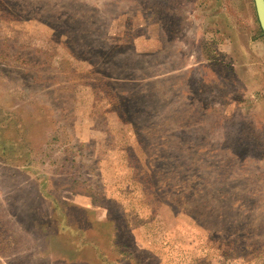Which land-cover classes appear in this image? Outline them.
Masks as SVG:
<instances>
[{
  "label": "rangeland",
  "instance_id": "rangeland-1",
  "mask_svg": "<svg viewBox=\"0 0 264 264\" xmlns=\"http://www.w3.org/2000/svg\"><path fill=\"white\" fill-rule=\"evenodd\" d=\"M0 143V264H70L48 234L12 257L50 223L14 216L36 188L104 207L112 263L264 264L254 0H0Z\"/></svg>",
  "mask_w": 264,
  "mask_h": 264
},
{
  "label": "crops",
  "instance_id": "crops-1",
  "mask_svg": "<svg viewBox=\"0 0 264 264\" xmlns=\"http://www.w3.org/2000/svg\"><path fill=\"white\" fill-rule=\"evenodd\" d=\"M8 166V165H5ZM13 168H19L14 166H8ZM23 168V167H20ZM41 190V189H40ZM39 188H36L31 193H23L25 195H20L14 205L15 207L14 216L20 217L19 212L22 211V208H29V204L25 202L35 201L38 204V209L36 210L35 220L38 221L39 224H45L47 220H50V223L45 225H40V229L34 232L32 227L26 229L25 235L28 237L30 244L23 251H19L15 253L12 257H21V255L28 253L32 250L33 242L38 241L46 237L48 234L50 237L55 238L58 242L61 241H70V247L67 249H62V254H67L70 256V264H74L76 262L72 261L75 257L82 254H88L89 257L92 258L93 261L101 263L110 262L112 263V258H118L120 255L119 245L117 246L116 242V228L113 223L108 219L107 210L96 204L93 197L89 194L68 191L62 194V198L54 200L40 191ZM64 192V191H63ZM29 212V209H28ZM62 218L59 221V218L56 220V230H51L52 225L51 221L54 219L53 217ZM31 219L29 222L35 221ZM61 222L64 223L63 229L61 227ZM24 224H27L25 222ZM46 226V227H45ZM22 231L24 232V228ZM42 233L41 235H35ZM34 234V235H32ZM76 236V239L74 237ZM53 247V246H52ZM36 252L39 250V245L34 246ZM46 248V247H45ZM54 248V247H53ZM55 248L54 251L55 252ZM118 253V254H117ZM116 258V259H117ZM79 264L80 261H77ZM127 260L123 261L122 259L117 260V262L112 264H128ZM81 263L85 264L86 262L83 260ZM133 264V263H130Z\"/></svg>",
  "mask_w": 264,
  "mask_h": 264
},
{
  "label": "trees",
  "instance_id": "trees-1",
  "mask_svg": "<svg viewBox=\"0 0 264 264\" xmlns=\"http://www.w3.org/2000/svg\"><path fill=\"white\" fill-rule=\"evenodd\" d=\"M260 36L262 37V39L264 40V34H263V32H262V30H261V28H260ZM1 144V143H0ZM2 145V144H1ZM0 145V162L2 163V164H5V165H9V166H14V167H24L23 165L21 166V165H16V164H14L13 162H8L7 161V159H8V156L9 155H11V151H9V149H10V146H4L3 145V147ZM27 164H30V162L29 163H27ZM24 192V191H23ZM43 192V191H42ZM23 193H20V194H18L17 196L19 197L20 195H22ZM47 197H49V198H51L50 196H48L47 194H45ZM18 198L15 196V197H13V202H15V200H17ZM18 253V252H17Z\"/></svg>",
  "mask_w": 264,
  "mask_h": 264
},
{
  "label": "water",
  "instance_id": "water-1",
  "mask_svg": "<svg viewBox=\"0 0 264 264\" xmlns=\"http://www.w3.org/2000/svg\"><path fill=\"white\" fill-rule=\"evenodd\" d=\"M256 14L260 28L264 34V0H254Z\"/></svg>",
  "mask_w": 264,
  "mask_h": 264
}]
</instances>
